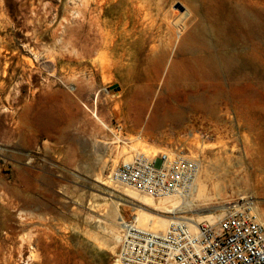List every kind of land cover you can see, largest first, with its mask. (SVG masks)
<instances>
[{
    "label": "rangeland",
    "instance_id": "1",
    "mask_svg": "<svg viewBox=\"0 0 264 264\" xmlns=\"http://www.w3.org/2000/svg\"><path fill=\"white\" fill-rule=\"evenodd\" d=\"M135 3L149 12L129 35L128 0H0V264H115L122 226L112 233L106 213L120 199L130 221L139 203L108 175L133 147L184 148L211 172L208 187L227 188L228 201L264 199V90L256 85H236L225 72L190 79L177 91L185 124L146 135L130 122L135 81L155 73V58L172 59L167 21L188 0ZM240 40L239 50L250 47Z\"/></svg>",
    "mask_w": 264,
    "mask_h": 264
},
{
    "label": "bare ground",
    "instance_id": "2",
    "mask_svg": "<svg viewBox=\"0 0 264 264\" xmlns=\"http://www.w3.org/2000/svg\"><path fill=\"white\" fill-rule=\"evenodd\" d=\"M135 1L128 0L132 6L125 11L128 20L126 25L130 29L129 35L132 34L136 21L142 18V14L146 17V13L149 12L147 5L138 6ZM260 6H264V0H188L185 9L179 11L178 18H174L171 22L167 21L170 43L174 47V51L171 53L172 59L158 62L159 60L155 58L156 61L153 62L156 64L153 67L155 73L150 76L138 77L135 81L137 84L132 88V101L130 99L131 103L128 106V117L132 125L136 129L143 130L144 134L151 135L159 132L161 128L167 125L181 126L185 124L188 107L179 103L177 91L188 84L190 79H195L200 83L203 78L216 79V76L225 72L236 85H250L251 83L264 90V12L257 11ZM140 29L142 28L140 27ZM241 37L248 38L250 47L239 50ZM229 47L237 50L229 49ZM199 53H204L205 56L200 55L202 56L200 57L198 56ZM28 109L30 108H26L22 115L24 120L28 118ZM94 116L103 123L97 113ZM45 123L48 127L46 134H53V131L49 129L50 118H46ZM64 134L59 131L61 140L70 138L69 135ZM262 135L264 136V131ZM117 138L120 140L119 137ZM261 149L264 153V141H262ZM250 151V148H247V154ZM135 152L150 156L157 150L138 151L133 147L129 151H122L120 153L121 158L130 162L133 159V155L130 154ZM195 159L199 162V171L188 194H176L168 198L155 199L146 194L123 189L124 196L139 203L136 206L138 208H133L134 211H130L137 226L155 232L165 231L171 219L168 215L153 212L162 207L166 214H180L179 211L196 212L206 209L197 212L192 218L178 216L179 218L190 219L194 223L215 222L220 218H216L209 209L219 207L221 211L224 208V203L229 199L225 195L227 188L208 187V183L212 180L211 172L205 168L200 160ZM117 162L118 157L114 160V163ZM107 191L115 195L110 190ZM222 202H224L223 205ZM121 207L126 208L122 200H116L113 202V208L110 212L106 213L111 222L112 233H119V225L123 228L126 222ZM127 210L129 209L127 208ZM262 216L264 217L263 213Z\"/></svg>",
    "mask_w": 264,
    "mask_h": 264
},
{
    "label": "built area",
    "instance_id": "3",
    "mask_svg": "<svg viewBox=\"0 0 264 264\" xmlns=\"http://www.w3.org/2000/svg\"><path fill=\"white\" fill-rule=\"evenodd\" d=\"M193 157L184 148L135 153L112 166L108 182L155 199L188 194L199 171ZM219 212L215 222L202 223L171 213L161 232L126 221L115 264H264V199L237 196Z\"/></svg>",
    "mask_w": 264,
    "mask_h": 264
}]
</instances>
